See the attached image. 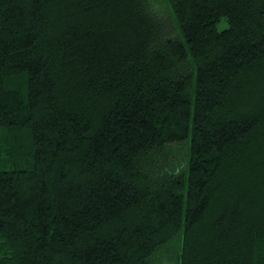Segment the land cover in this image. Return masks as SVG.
Returning a JSON list of instances; mask_svg holds the SVG:
<instances>
[{
    "label": "trees",
    "instance_id": "trees-1",
    "mask_svg": "<svg viewBox=\"0 0 264 264\" xmlns=\"http://www.w3.org/2000/svg\"><path fill=\"white\" fill-rule=\"evenodd\" d=\"M0 264H264V0H0Z\"/></svg>",
    "mask_w": 264,
    "mask_h": 264
},
{
    "label": "rangeland",
    "instance_id": "rangeland-1",
    "mask_svg": "<svg viewBox=\"0 0 264 264\" xmlns=\"http://www.w3.org/2000/svg\"><path fill=\"white\" fill-rule=\"evenodd\" d=\"M223 25L225 26V24L222 22V25L220 26V28H222V27H223Z\"/></svg>",
    "mask_w": 264,
    "mask_h": 264
}]
</instances>
